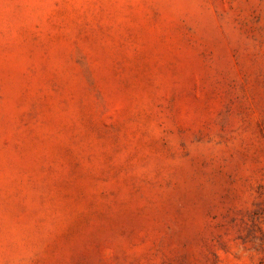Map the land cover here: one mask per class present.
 Instances as JSON below:
<instances>
[{
  "label": "rangeland",
  "instance_id": "1",
  "mask_svg": "<svg viewBox=\"0 0 264 264\" xmlns=\"http://www.w3.org/2000/svg\"><path fill=\"white\" fill-rule=\"evenodd\" d=\"M0 264H264V0H0Z\"/></svg>",
  "mask_w": 264,
  "mask_h": 264
}]
</instances>
